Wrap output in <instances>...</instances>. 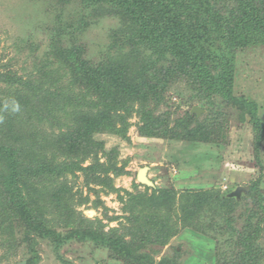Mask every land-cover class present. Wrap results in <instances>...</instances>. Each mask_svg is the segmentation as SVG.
<instances>
[{
  "label": "trees",
  "instance_id": "trees-1",
  "mask_svg": "<svg viewBox=\"0 0 264 264\" xmlns=\"http://www.w3.org/2000/svg\"><path fill=\"white\" fill-rule=\"evenodd\" d=\"M51 1L59 12L48 16L42 53L30 40L18 49L20 68L15 57L0 63V264H40L44 243L63 264L72 243L107 254L108 264H186L178 248L161 254L185 231L210 241L212 264H264V123L255 102L235 95L238 54L264 49V0ZM108 20L95 60L84 36ZM180 85L187 100L172 110ZM247 116L258 174L248 194L230 197L215 184L151 188L136 178L132 191L115 186L132 172L102 137L129 140L135 125L141 137L181 148H227L231 121ZM111 194L123 214L108 218L101 197ZM90 203L108 224L85 216Z\"/></svg>",
  "mask_w": 264,
  "mask_h": 264
},
{
  "label": "rangeland",
  "instance_id": "rangeland-1",
  "mask_svg": "<svg viewBox=\"0 0 264 264\" xmlns=\"http://www.w3.org/2000/svg\"><path fill=\"white\" fill-rule=\"evenodd\" d=\"M49 2L52 1L0 0V63L7 64L11 58L15 57L16 62H13V68H20L23 64L22 54L26 52L20 54L18 49L22 46L26 47L25 45L30 40L34 45L40 46L38 54L42 53L45 41L48 39L46 32L49 27L48 16L53 15L52 12L55 14L59 12L57 9L54 10V3L53 10L50 11L52 4ZM113 24L114 22L111 20L101 22L99 25H94V28L84 36L83 41L88 48V55L93 59L99 58V53L103 49L101 45L106 42L107 32ZM176 91L183 93L184 97H174L172 105H170L172 110L176 108L177 104L185 102L188 96L187 89L183 85L175 87L174 92ZM235 95L255 102L256 108H258L257 116L264 123L263 48L250 49L238 54ZM188 108V106L183 107L179 111V115H183ZM251 121L249 116H247L246 124L235 119L231 121V142L227 148H219L215 145L181 148L179 143L143 138L135 125L129 130V140L104 136L102 138L106 140L107 148L119 147L121 160L129 161L127 171L132 172L131 176L117 179L115 186L118 189L132 191L134 179H137L139 170L149 167L148 177L159 188L182 190L183 187H205L215 184L228 194L235 192L238 188H250V183L254 177L258 176L255 170L256 159L253 151L254 139ZM132 122L136 123L137 119L133 118ZM261 158L264 160V147ZM178 172H180L179 175ZM174 178L177 180L176 182ZM262 189L264 191V179ZM249 191L242 192L241 196L248 194ZM87 194V190L84 189V195ZM121 194L124 195L123 192ZM95 198L94 195H91V202H94ZM101 199L109 209L108 218L123 214L117 194L102 196ZM81 210L90 219L101 218L104 223L108 224L109 222L103 207L94 210L93 203H90L82 207ZM118 224V222H111L109 228L117 227ZM262 245L264 247V237ZM172 247L178 248L183 253L182 261L186 264L213 263L210 241L193 232L185 231L179 237L174 238L161 254H170ZM61 255L70 264H108L109 262L107 254L97 252L88 244L72 243L61 251ZM41 258L40 264H63L46 243L42 244Z\"/></svg>",
  "mask_w": 264,
  "mask_h": 264
},
{
  "label": "water",
  "instance_id": "water-1",
  "mask_svg": "<svg viewBox=\"0 0 264 264\" xmlns=\"http://www.w3.org/2000/svg\"><path fill=\"white\" fill-rule=\"evenodd\" d=\"M204 112L205 111L201 107H198V106H194L193 109L191 110V114L192 115L195 114L197 115V117H200L202 113ZM149 170H150L149 167H144L143 169L139 170L138 175H137V182L144 186L154 188L155 187L154 182L151 181L150 178L148 177ZM249 190L250 188H247V187L238 188L235 192L230 194V197L240 198L242 192H248ZM21 264H27V262L23 261Z\"/></svg>",
  "mask_w": 264,
  "mask_h": 264
},
{
  "label": "clouds",
  "instance_id": "clouds-1",
  "mask_svg": "<svg viewBox=\"0 0 264 264\" xmlns=\"http://www.w3.org/2000/svg\"><path fill=\"white\" fill-rule=\"evenodd\" d=\"M12 111H14V112L19 111V104L18 103L13 102Z\"/></svg>",
  "mask_w": 264,
  "mask_h": 264
}]
</instances>
